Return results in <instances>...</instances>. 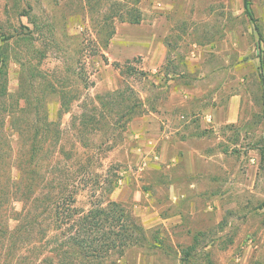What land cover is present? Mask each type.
I'll return each mask as SVG.
<instances>
[{
	"label": "rangeland",
	"instance_id": "1",
	"mask_svg": "<svg viewBox=\"0 0 264 264\" xmlns=\"http://www.w3.org/2000/svg\"><path fill=\"white\" fill-rule=\"evenodd\" d=\"M247 1L253 20L243 0H139L141 21L134 24L108 16L126 11L130 0H0V51L35 66L29 70L27 62L8 60L4 99L16 97L21 86L36 98L45 88L43 105L66 150L63 167L77 177L76 207L118 201L146 231L147 241L129 248L124 264H184L181 250L197 231V250L186 264H207L206 257L212 264H264V0ZM23 9L36 15L31 40L24 37L33 24L20 15ZM108 25L114 33L104 45ZM147 35L162 57L152 68L142 40ZM179 84L205 88L203 103L190 99L203 108L217 103L208 96L213 89L222 88L223 102L241 95L236 121L203 130L201 119L193 117L202 111L196 110L143 131L142 118L156 112L169 88ZM116 89L121 93L108 109L124 111L133 98L142 112L123 131L117 123L115 144L105 150L99 145L103 135L81 128L80 113L94 115L98 109L91 107ZM32 103L43 107L37 99ZM104 115L105 121L117 119ZM23 121L43 120L31 114ZM158 134L155 154L161 157H141L139 140ZM81 135L98 148L76 143ZM11 144L16 159L21 146L15 134ZM93 155L98 160L92 168L87 157ZM3 169L16 173L14 165L2 164ZM12 206L19 211L22 203Z\"/></svg>",
	"mask_w": 264,
	"mask_h": 264
},
{
	"label": "trees",
	"instance_id": "2",
	"mask_svg": "<svg viewBox=\"0 0 264 264\" xmlns=\"http://www.w3.org/2000/svg\"><path fill=\"white\" fill-rule=\"evenodd\" d=\"M138 2L130 0L126 11H113L108 14L109 18L139 23L141 11ZM243 4L252 19L248 1L243 0ZM20 15L31 17L33 29L24 35L31 40L32 33L38 28L32 18L36 15H30L25 9ZM103 30V42L107 45L114 27L108 25ZM9 59L21 65L27 62L30 64L29 70L35 67L31 65L30 59L22 61V57H7L0 51V165L10 164L16 168L15 175H11L10 169L0 170V264H124L125 252L147 241L145 229L132 219L124 205L115 200H107L105 204L94 202L88 209L76 207L75 194L79 190L75 181L77 177L69 173L70 169L63 167L66 150L60 141L58 124L48 119V112L43 105L47 95L45 88L36 98L30 88L24 90V86H21L16 97L4 99L7 94L5 75ZM113 64L120 66L118 63ZM26 78L29 81L31 77ZM260 78L264 81L263 73H260ZM129 92L133 94L132 90ZM120 93L117 89L108 92L107 101L99 99L98 107H91L98 109V112H94L97 117L84 111L80 113L83 117L81 128L93 136L103 135L99 145H105V150L115 144L117 123L120 122L123 131L127 123L142 112L140 100L135 104L133 98L124 111L114 107L108 109V105L114 103L116 95ZM33 99L42 102L43 107L40 104L42 108L36 109ZM61 101L65 105L64 99ZM106 112L114 116L117 114L116 121H105ZM31 114H41L42 124L23 121ZM13 134L18 137L21 146L16 159L12 157ZM76 143L85 149L97 146V141L86 139L83 135L79 136ZM56 153L60 156H56ZM87 160V164L93 168L98 157L93 155ZM91 174L92 177L96 176L93 171ZM115 186L116 181L111 184L110 191ZM16 201L22 203L19 211L12 206ZM11 220L14 221L13 225L10 224ZM200 234L196 233L192 242L181 250L184 264L193 258ZM206 263L212 264V261L206 257Z\"/></svg>",
	"mask_w": 264,
	"mask_h": 264
},
{
	"label": "crops",
	"instance_id": "3",
	"mask_svg": "<svg viewBox=\"0 0 264 264\" xmlns=\"http://www.w3.org/2000/svg\"><path fill=\"white\" fill-rule=\"evenodd\" d=\"M142 40H145V43H147L145 59L147 60L148 66L152 68L158 62H161L162 57L159 55V50L157 51V55L156 50H152L150 45L152 40L151 36L147 35ZM159 46L160 44L157 46V49H159ZM225 84L226 83L223 81L221 87ZM221 89H213V91H211V95H208L211 97L213 102L217 99V103H212L209 107L203 108V106H195L190 102V99L193 98L194 100H198L199 102L203 103L204 99L207 98V96L204 98L206 95L205 88L200 85L194 86L191 84L174 85V87L169 88L166 93L167 101L161 104L156 109V112H150L152 117L146 116L142 118L144 123L140 126V128L145 131V129L152 128V126L159 124L160 122L164 123L162 121L164 119L169 124H171L174 122V117L177 113H189L196 110L202 111L201 113H195L193 117H199L201 119V123L203 122V130L209 126L215 127L223 123L234 122L238 117L241 95L231 94L229 97L225 98V101L223 102L220 97H218V95H220ZM132 128L137 129V121H133ZM135 136L138 137L139 134L136 133ZM143 138L139 140L140 147H138L137 150L140 152L141 157L148 158L150 155L155 153L159 142L162 140V137L158 134L154 135L153 137ZM163 146L164 144L161 143L159 149H162ZM158 157H161L160 154H157V158ZM198 232L201 233V231H197L192 235V237Z\"/></svg>",
	"mask_w": 264,
	"mask_h": 264
},
{
	"label": "built area",
	"instance_id": "4",
	"mask_svg": "<svg viewBox=\"0 0 264 264\" xmlns=\"http://www.w3.org/2000/svg\"><path fill=\"white\" fill-rule=\"evenodd\" d=\"M180 118L184 119L185 116L181 115ZM152 157H153L154 159H156V158H157V155L154 153V154H152Z\"/></svg>",
	"mask_w": 264,
	"mask_h": 264
}]
</instances>
